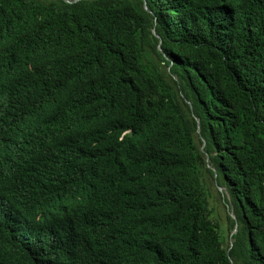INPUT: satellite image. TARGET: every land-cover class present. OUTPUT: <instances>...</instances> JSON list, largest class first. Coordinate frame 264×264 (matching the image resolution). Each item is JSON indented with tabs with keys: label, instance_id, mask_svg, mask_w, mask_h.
Here are the masks:
<instances>
[{
	"label": "trees",
	"instance_id": "obj_1",
	"mask_svg": "<svg viewBox=\"0 0 264 264\" xmlns=\"http://www.w3.org/2000/svg\"><path fill=\"white\" fill-rule=\"evenodd\" d=\"M68 1L0 0V264H75L117 210L154 264H264V0ZM33 145L107 236L82 208L37 222L31 251L12 236L8 160Z\"/></svg>",
	"mask_w": 264,
	"mask_h": 264
},
{
	"label": "clouds",
	"instance_id": "obj_2",
	"mask_svg": "<svg viewBox=\"0 0 264 264\" xmlns=\"http://www.w3.org/2000/svg\"><path fill=\"white\" fill-rule=\"evenodd\" d=\"M13 141L8 140L0 144V155L6 152L10 153ZM45 150L42 151L40 146L33 145L31 149L26 150L22 159L15 161L11 157L8 160L9 165L21 173V179L10 191H3L1 194L13 199H20L23 202L22 213L16 215L15 223L6 214L1 218L12 236L28 251H31L34 249L37 222L61 216L75 208L91 212L95 220V231L102 237L107 236L110 233V228L106 223V218L104 220V214L99 210L100 205L97 198L89 188L76 186L65 194L54 193L66 171L56 162L48 164L43 158ZM37 151H40L39 154L36 153ZM42 166L44 171L37 175ZM36 175L37 177H35ZM27 204L29 207L26 209ZM138 223L131 215H122L117 210L114 219L111 220V227L114 224L115 229V236L112 240L114 243H110L108 247L104 246L98 252H81L75 264H154L158 254L156 252L155 257L147 253L148 249L146 248L148 247L143 241L146 237L137 231ZM120 226L124 227L123 233L118 231ZM123 237L126 240H122L120 246L116 245L117 241ZM103 253L105 257H102ZM148 259L152 261H148Z\"/></svg>",
	"mask_w": 264,
	"mask_h": 264
},
{
	"label": "water",
	"instance_id": "obj_3",
	"mask_svg": "<svg viewBox=\"0 0 264 264\" xmlns=\"http://www.w3.org/2000/svg\"><path fill=\"white\" fill-rule=\"evenodd\" d=\"M66 1H67V2H70V1H68V0H66ZM143 7H144L145 10H148V9H147V6H146V4H145L144 1H143ZM203 143H204V141H203ZM232 217L234 218V215H232ZM234 231H235V229H234ZM234 231H233V232H234Z\"/></svg>",
	"mask_w": 264,
	"mask_h": 264
},
{
	"label": "rangeland",
	"instance_id": "obj_4",
	"mask_svg": "<svg viewBox=\"0 0 264 264\" xmlns=\"http://www.w3.org/2000/svg\"><path fill=\"white\" fill-rule=\"evenodd\" d=\"M214 200H215V203H216V202H220V201H218L217 197L214 198ZM214 200H213V202H214ZM219 204H220V203H219Z\"/></svg>",
	"mask_w": 264,
	"mask_h": 264
}]
</instances>
